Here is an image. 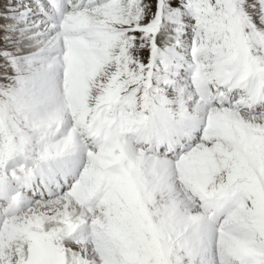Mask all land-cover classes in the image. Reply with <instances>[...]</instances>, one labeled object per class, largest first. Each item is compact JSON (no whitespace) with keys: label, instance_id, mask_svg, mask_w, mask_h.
Masks as SVG:
<instances>
[{"label":"snow or ice","instance_id":"1","mask_svg":"<svg viewBox=\"0 0 264 264\" xmlns=\"http://www.w3.org/2000/svg\"><path fill=\"white\" fill-rule=\"evenodd\" d=\"M0 264H264V0H0Z\"/></svg>","mask_w":264,"mask_h":264}]
</instances>
